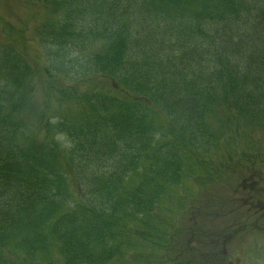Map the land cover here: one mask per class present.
I'll return each instance as SVG.
<instances>
[{"label": "trees", "instance_id": "1", "mask_svg": "<svg viewBox=\"0 0 264 264\" xmlns=\"http://www.w3.org/2000/svg\"><path fill=\"white\" fill-rule=\"evenodd\" d=\"M50 1L45 59L0 50V264H186L167 245L205 226L154 211L204 213L208 190L163 204L216 182L222 145L252 135L234 120L264 126V0Z\"/></svg>", "mask_w": 264, "mask_h": 264}, {"label": "rangeland", "instance_id": "2", "mask_svg": "<svg viewBox=\"0 0 264 264\" xmlns=\"http://www.w3.org/2000/svg\"><path fill=\"white\" fill-rule=\"evenodd\" d=\"M52 10L57 11L59 7L54 6L50 0H0V50L10 42L20 49L21 42L25 41L28 43L25 56L30 64L33 60L39 62L45 59L44 47L37 40L41 33L48 30V27L45 28L46 24L53 22ZM77 54V51L71 52V55ZM41 88L37 87L34 103L43 106L45 93L39 96ZM66 110L64 105L59 107L60 113ZM70 110L71 117L80 116L75 115L76 108ZM218 110L217 115L212 118V124L217 127L223 121L226 126L230 121L226 118L227 109L218 107ZM51 112L55 113L53 108ZM26 117H29L28 112ZM234 122L241 128H249L247 131L252 135L250 140L237 142L234 139L229 145H222L225 150L230 151L231 160L226 152L216 158L217 163L222 162V170L217 172L216 182L205 188L197 181H189L190 184L186 183L175 190V197L163 204L171 206L170 202H173L174 205H179L184 203L181 202L182 199H186L187 204H182V207H187L196 191L205 193L208 190L205 196L194 200V207L200 206L205 212L193 216L177 208H170L169 212H165L161 207L154 211L153 222L162 223L166 229H171L170 224L175 220L180 225L195 222L200 228L205 226L204 230H175L179 232L176 243L166 244L169 254H184L186 264H195L194 259L197 260L196 264H264V126L257 124L246 127L241 119ZM38 137L41 139V135ZM211 227L217 230L210 229ZM167 232L171 233L172 230ZM139 252L133 251L125 257L128 256L133 264L137 255L140 259L142 256L140 264H147L144 259L154 262L153 257H158L155 252ZM162 261L164 264H172L165 260H157L156 264H161Z\"/></svg>", "mask_w": 264, "mask_h": 264}]
</instances>
